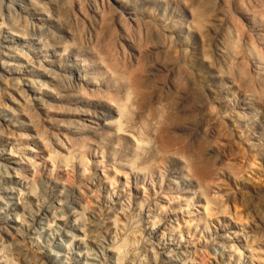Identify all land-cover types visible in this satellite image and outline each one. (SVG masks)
<instances>
[{
    "label": "rangeland",
    "instance_id": "rangeland-1",
    "mask_svg": "<svg viewBox=\"0 0 264 264\" xmlns=\"http://www.w3.org/2000/svg\"><path fill=\"white\" fill-rule=\"evenodd\" d=\"M0 264H264V0H0Z\"/></svg>",
    "mask_w": 264,
    "mask_h": 264
},
{
    "label": "bare ground",
    "instance_id": "bare-ground-1",
    "mask_svg": "<svg viewBox=\"0 0 264 264\" xmlns=\"http://www.w3.org/2000/svg\"><path fill=\"white\" fill-rule=\"evenodd\" d=\"M130 98V97H129ZM131 99V98H130ZM127 101H130V103L133 101H131V100H127ZM135 101V100H134ZM122 102V101H121ZM124 102V101H123ZM126 102V101H125ZM132 104H133V102H132ZM134 107V106H133ZM131 108V107H130ZM125 112V111H124ZM135 115V114H134ZM131 120V119H130ZM136 120V119H135ZM134 121V120H133ZM138 121V120H137ZM133 123H135V122H133ZM123 124V123H122ZM140 126V125H139ZM137 127V126H136ZM151 127V126H150ZM129 128L130 129H132L130 126H129ZM142 128V127H141ZM121 130H123L122 128H121ZM134 130H135V128H134ZM138 130V129H137ZM147 130V129H146ZM123 131H125V132H128L127 130H123ZM124 132V133H125ZM136 132V131H135ZM132 133H134V132H132ZM137 133V132H136ZM138 134V133H137ZM139 140H140V138H139ZM138 141V140H137ZM138 143H140V142H138ZM198 166H199V164H197V163H192V165L190 166V168H191V170L195 173V174H197V175H199L200 174V172L198 173L197 171H198ZM205 171H206V169H205ZM206 173V172H205ZM194 174V175H195ZM113 180V179H112ZM114 181V180H113ZM141 208H142V211L143 212H148V218H150V217H153V218H155V220L153 221V228H149V231L151 232L150 234H151V236H153L155 239H158L159 240V242L160 243H162V242H166V237H164V233H163V235L162 236H160L161 234H160V231H161V229H163V228H165L166 229V227H167V224L165 223V221L164 220H162V219H160V214L164 211V208L162 207V206H159V208L158 207H155V206H153L152 204H142L141 205ZM45 211H47V213L49 212V210H48V208H45V209H43V211H42V215H46V214H44L45 213ZM52 212V211H51ZM164 212H166V210L164 211ZM50 213V212H49ZM57 213V212H56ZM36 216H40L39 215V213L36 215ZM41 217V216H40ZM26 222V221H25ZM50 222V221H49ZM22 224V223H21ZM117 224V223H116ZM23 225V224H22ZM49 226H50V224H49ZM158 234H160V235H158ZM74 237V236H73ZM161 245H164L163 243L161 244ZM165 246V245H164ZM20 247V246H19ZM21 250H24V249H22V248H18L17 247V251L18 252H23V251H21ZM180 252V251H179ZM24 253V252H23ZM177 254H179V255H183L184 256V254L183 253H177ZM168 255H170L169 257L171 258V259H174V260H181L182 259V257H180V256H178V257H176L175 258V256H176V254H174V253H172V254H168Z\"/></svg>",
    "mask_w": 264,
    "mask_h": 264
}]
</instances>
